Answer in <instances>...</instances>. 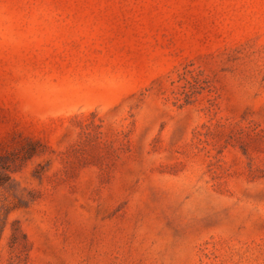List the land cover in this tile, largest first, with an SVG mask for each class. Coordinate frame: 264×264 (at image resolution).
I'll return each instance as SVG.
<instances>
[{
    "label": "rangeland",
    "instance_id": "1",
    "mask_svg": "<svg viewBox=\"0 0 264 264\" xmlns=\"http://www.w3.org/2000/svg\"><path fill=\"white\" fill-rule=\"evenodd\" d=\"M0 264H264V0H0Z\"/></svg>",
    "mask_w": 264,
    "mask_h": 264
},
{
    "label": "trees",
    "instance_id": "2",
    "mask_svg": "<svg viewBox=\"0 0 264 264\" xmlns=\"http://www.w3.org/2000/svg\"><path fill=\"white\" fill-rule=\"evenodd\" d=\"M5 177V176H4Z\"/></svg>",
    "mask_w": 264,
    "mask_h": 264
}]
</instances>
